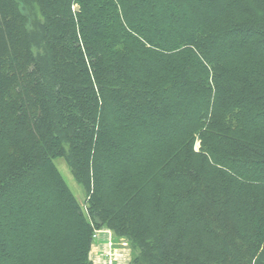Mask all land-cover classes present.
Listing matches in <instances>:
<instances>
[{
	"label": "trees",
	"instance_id": "16d2710c",
	"mask_svg": "<svg viewBox=\"0 0 264 264\" xmlns=\"http://www.w3.org/2000/svg\"><path fill=\"white\" fill-rule=\"evenodd\" d=\"M101 229L264 264V0H0V264H93Z\"/></svg>",
	"mask_w": 264,
	"mask_h": 264
},
{
	"label": "rangeland",
	"instance_id": "374dc122",
	"mask_svg": "<svg viewBox=\"0 0 264 264\" xmlns=\"http://www.w3.org/2000/svg\"><path fill=\"white\" fill-rule=\"evenodd\" d=\"M195 149L197 150L198 148L195 146ZM54 164L69 190L85 211V193L73 180L64 160L56 159ZM95 235L90 251V258L93 264H130L134 254L124 240L113 237L111 232L107 229L98 230L95 232ZM105 235H107V237ZM100 236H103L102 238L106 237V240H98Z\"/></svg>",
	"mask_w": 264,
	"mask_h": 264
},
{
	"label": "water",
	"instance_id": "95a60500",
	"mask_svg": "<svg viewBox=\"0 0 264 264\" xmlns=\"http://www.w3.org/2000/svg\"><path fill=\"white\" fill-rule=\"evenodd\" d=\"M78 10H79L78 7H75V8H74V11H75V12H78ZM196 148H199V144L196 145Z\"/></svg>",
	"mask_w": 264,
	"mask_h": 264
},
{
	"label": "crops",
	"instance_id": "0c3cea01",
	"mask_svg": "<svg viewBox=\"0 0 264 264\" xmlns=\"http://www.w3.org/2000/svg\"><path fill=\"white\" fill-rule=\"evenodd\" d=\"M107 237V235H105ZM103 237V236H102ZM101 236L98 237V240L100 239V241H102L103 239L106 240V237L105 238H102Z\"/></svg>",
	"mask_w": 264,
	"mask_h": 264
}]
</instances>
